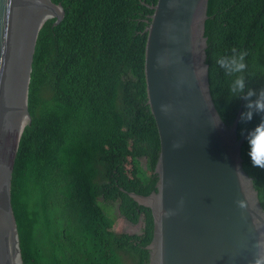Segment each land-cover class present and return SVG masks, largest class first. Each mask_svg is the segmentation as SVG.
Wrapping results in <instances>:
<instances>
[{
  "label": "trees",
  "instance_id": "trees-1",
  "mask_svg": "<svg viewBox=\"0 0 264 264\" xmlns=\"http://www.w3.org/2000/svg\"><path fill=\"white\" fill-rule=\"evenodd\" d=\"M63 18L40 28L28 84L27 124L11 186L22 264H148L149 209L127 193L148 195L160 143L147 105L144 49L157 0H51ZM210 91L231 125L244 101L230 98L215 60L247 50V87L264 88V0H209L205 22ZM260 120H239L237 136ZM246 140L242 166L264 208V169ZM144 158L146 172L137 165ZM117 204L141 234L117 233L100 205ZM105 203V204H104Z\"/></svg>",
  "mask_w": 264,
  "mask_h": 264
},
{
  "label": "water",
  "instance_id": "water-1",
  "mask_svg": "<svg viewBox=\"0 0 264 264\" xmlns=\"http://www.w3.org/2000/svg\"><path fill=\"white\" fill-rule=\"evenodd\" d=\"M208 1L157 0L144 29L147 105L160 143L157 180L150 194L127 195L150 212L148 264H249L264 234V208L242 166V109L231 125L212 126L218 111L206 64ZM53 14L55 24L64 15L51 0H0V264H19L11 186L25 120L32 121L28 84L37 35ZM161 105L169 106L166 113Z\"/></svg>",
  "mask_w": 264,
  "mask_h": 264
},
{
  "label": "clouds",
  "instance_id": "clouds-1",
  "mask_svg": "<svg viewBox=\"0 0 264 264\" xmlns=\"http://www.w3.org/2000/svg\"><path fill=\"white\" fill-rule=\"evenodd\" d=\"M247 50L232 48L230 54H223L216 58L215 63L223 70L224 75L229 78L228 91L231 97L242 99L244 111L240 114L241 123H249L253 120L254 114L260 116V120L251 129L242 130V135L248 145V156L254 167L264 169V88L252 89L247 87L245 75L248 68L246 57ZM168 105H161V111L167 112ZM212 126L219 127L222 117L219 113L211 116ZM173 147H180L174 144ZM239 207H245L243 201H237ZM254 252L249 264H264V234H260L254 245Z\"/></svg>",
  "mask_w": 264,
  "mask_h": 264
},
{
  "label": "rangeland",
  "instance_id": "rangeland-1",
  "mask_svg": "<svg viewBox=\"0 0 264 264\" xmlns=\"http://www.w3.org/2000/svg\"><path fill=\"white\" fill-rule=\"evenodd\" d=\"M29 123V122H28ZM24 132V131H23ZM138 167L142 170V172H146L148 165L144 158L136 161ZM105 204V203H104ZM100 205L103 206V200H100ZM106 213L116 222V232L124 233L129 235L141 234L144 226V222L142 218L139 220L137 224H130L124 217H122L118 211L117 204H105L103 206Z\"/></svg>",
  "mask_w": 264,
  "mask_h": 264
},
{
  "label": "bare ground",
  "instance_id": "bare-ground-1",
  "mask_svg": "<svg viewBox=\"0 0 264 264\" xmlns=\"http://www.w3.org/2000/svg\"><path fill=\"white\" fill-rule=\"evenodd\" d=\"M53 16H56V15H51V16H49V17H47L46 19H44L42 22H44L45 20H48L49 18H51V17H53ZM28 124V121H27V119L25 120V125L24 126H26ZM14 239H15V237H14ZM15 244H16V242H15ZM16 249H17V253H18V248H17V245H16ZM18 258H19V253H18ZM19 264H21L20 263V258H19Z\"/></svg>",
  "mask_w": 264,
  "mask_h": 264
}]
</instances>
